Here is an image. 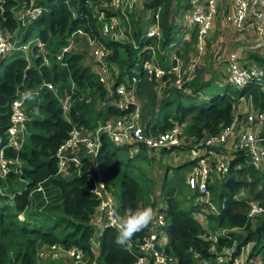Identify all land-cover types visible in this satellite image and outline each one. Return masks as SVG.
<instances>
[{"label":"trees","instance_id":"1","mask_svg":"<svg viewBox=\"0 0 264 264\" xmlns=\"http://www.w3.org/2000/svg\"><path fill=\"white\" fill-rule=\"evenodd\" d=\"M89 1L99 3L102 0L37 1L45 5L46 11L23 29L26 37L36 31L39 39L49 41L51 56L46 53L50 57L49 64H42L43 55L39 51H35L36 56H33L30 66L18 52L9 61H5L8 56L0 59V138L3 142L6 141L5 130L9 125L10 102L17 87L33 90L46 82L52 84L55 90L57 88L59 95L63 93L62 98L69 96V107L64 113L60 96L42 87L39 94L30 98L34 100L28 105L30 112L27 113L28 131L24 145L18 152L5 148L6 157L19 156L22 171L18 173L11 169L5 180L0 179L3 187L7 186L5 192H19L11 203L8 197L0 195V234H5L0 236V264H55L37 260L38 246L52 245L66 249L76 247L82 252L81 257L85 253L86 264H134L142 256L140 245L150 234L151 222L126 244L118 245L115 242L118 235L115 227L98 226L96 221L102 218L97 216L99 200L91 192L93 181L87 175L88 164L80 174L71 169L65 177L57 171L56 165L57 148L68 138L74 126L88 133L99 124L116 117H126L135 110L131 104L127 109L120 110L112 103L117 98L115 87L123 84L128 89L131 85L135 87L139 118L146 133L157 135L178 125L182 126L184 139L179 146L154 150L144 143H112L105 134H101L95 162L101 176L100 184L113 197L116 216L122 217L129 208L145 207L153 209V216H164L167 236L164 250L175 261L173 264H216L221 248L233 243H236L233 255L240 246L251 243L249 256H260L264 264V213L254 226L250 225L247 217L249 202L264 199V164L258 167L252 164L244 150L224 151V146L216 149L223 155H229L230 160L220 185L210 188V179L208 181L211 202H215L219 209L218 214L209 216L210 230L228 227L240 231L228 232L214 242L203 237V229L192 215L200 205H205L200 202L191 204L198 196L197 191L190 197L184 196V201L175 194L181 188L179 186H184L181 180L184 174L182 178L168 177L169 167H166L164 177L161 173L160 178L155 179L150 172L153 167H149L153 163L149 156L154 157L155 151L160 156L184 151L189 152V158L180 161L176 170L182 174L181 168L190 166L191 169L196 161L191 159L193 145L216 135L232 122L241 96L251 102L253 112L263 110L264 92L256 84H248L241 89L225 84L212 95H207L216 75L208 80L201 77L189 80L185 84L189 88L188 94L173 85L175 78L168 74L170 64L162 62L166 55L161 54L172 50L176 53L177 48L169 51L168 46L178 38L180 28L176 17L184 14L189 7L188 0H146L142 3L138 7L139 13L134 14V20L131 18L134 23L130 34L134 38L132 44L130 40L118 41L113 36L102 38L93 10L88 7ZM70 2L76 4L77 13L69 8ZM131 9H126L127 14ZM142 9H148L150 17L143 16ZM110 10L121 19L127 18L118 10ZM4 14L6 18L0 17V26L15 29L11 12L5 11ZM157 24L159 35L148 37L147 29ZM197 36L195 29L191 40L184 41L182 51H177L184 60L193 50ZM95 37L110 51L107 56L111 65L110 92L99 80L98 63L93 54L90 63L89 54L78 46L80 43L91 45ZM68 44L70 47L63 53L62 49ZM58 49L62 53L57 52ZM249 58L257 65H264V57L258 54H250ZM144 61L158 63L164 69V75L160 78L150 76L142 67ZM200 94L207 95V102L200 103ZM130 148H136V153L123 161L117 151H129ZM135 161L148 162V166H134ZM10 182H22L23 187L16 190ZM40 185L43 191L37 190ZM118 185L119 191L116 190ZM185 187L189 190L187 185ZM241 190L244 191L242 197L239 194ZM22 209L24 212L28 210L24 220L17 216V211ZM83 261L85 258L75 264H82Z\"/></svg>","mask_w":264,"mask_h":264},{"label":"built area","instance_id":"2","mask_svg":"<svg viewBox=\"0 0 264 264\" xmlns=\"http://www.w3.org/2000/svg\"><path fill=\"white\" fill-rule=\"evenodd\" d=\"M136 0H111L110 5L114 9H120L123 15L126 9H131ZM231 10L226 16V22L234 27L235 32L240 36L249 35L252 29H256V40L246 45L245 47L250 51L262 48L264 50V0H230ZM189 7L186 9V16L188 25L195 26L198 32L197 36V55H200L204 48V39L208 33L213 18L216 13V0H188ZM125 7V10L123 8ZM110 8V9H112ZM113 9V10H114ZM46 9L40 5H34L24 11L22 14L21 24L27 26L28 23L37 19ZM118 17V16H117ZM153 26V25H152ZM150 27L146 31L147 36H158V24ZM108 25H105L103 30L108 31ZM115 39V37L113 36ZM35 44L40 53H42V60L45 64L48 63L46 52L44 50L43 41L36 38ZM35 46V45H34ZM29 44L17 45L15 33L9 28L0 26V59L9 53L20 51L27 58ZM110 51L105 45L99 41H95L92 47V54L95 57L99 68V80L110 92L111 83L109 82V71L111 65L107 61V56ZM175 54V53H174ZM176 58V54L174 59ZM173 60V59H172ZM174 61V65L170 63L168 74L174 76V85L182 89L185 83L191 80L197 60L193 59L185 68H181V64ZM153 61H144L143 68L150 75L155 77H162L164 69ZM227 76L226 81L232 87L241 89L248 84H256L264 92V65H255L248 62H242L237 53H233L227 60ZM183 71V72H182ZM135 83V79L132 80ZM46 87L55 92V89L50 83H43L37 89H23L17 87L14 97L10 102L9 125L5 130L6 141L0 138V179H4L11 169L20 173L21 160L17 154L11 157L5 156V148L9 147L15 152H18L25 143V136L27 133V101L39 94L40 89ZM134 85L128 89L124 84L115 87L116 99L112 101L116 108L124 110L128 105H134L135 110L131 111L126 117H116L110 119L104 124H99L88 133L74 126L70 135L57 148L55 153L57 160V171L64 174H69L70 170H74L76 174L83 171L85 164H88L86 171L93 181L91 192L99 200L97 209L98 215L102 216L104 213L109 218V213L115 212L113 197L106 193L103 185L100 184V173L95 162V157L98 154L101 134H105L112 143L131 144L134 142L144 143L149 149L160 150L170 147L179 146L183 142L182 126L175 125L171 129L161 132L157 135L146 133L144 126L140 122L139 108L136 103L134 94ZM241 101L245 100L244 96L239 98ZM250 102V101H249ZM69 104L67 99L62 102L64 113L68 110ZM244 123L242 124V122ZM231 138L233 150H244L250 157L251 163L255 166H262L264 164V109L259 112L253 110L247 112L244 117L240 118L238 115L232 122L220 129V131L211 137L205 138L202 141L196 142L191 149V159H194V164L191 166L190 172L187 175L186 184L188 188L196 190L198 196L196 200L203 205H200L196 213L200 214L202 207H209L214 209L213 203L209 199L210 192L207 188L211 173L214 171L226 173L229 165L230 156L223 155L217 148L223 147ZM41 188L38 187L37 190ZM7 186L0 185V195L8 197L12 200L17 192H5ZM250 210L247 214L249 220H253L256 216L264 213V199L262 201H252L249 203ZM117 218L113 217V219ZM110 226V224H108ZM166 225L164 216L161 214L154 215L150 225V234L144 239L140 245L142 249V256H139L134 264H173V260L165 254L164 247L167 244V236L164 226ZM160 229V230H159ZM221 229V228H220ZM219 229V230H220ZM218 230V232H219ZM228 230V229H227ZM216 233V239L226 233ZM229 232V231H228ZM215 234V235H216ZM214 236V235H213ZM215 239V240H216ZM242 247L241 249H243ZM241 249L238 253L233 255L234 247L222 250L218 253L215 259L216 264H263L259 257H250L244 254ZM50 253L56 255H65L70 259H75L78 263L81 259V251L76 247L64 248L53 245L49 248ZM45 253L44 250L40 251ZM227 261V263H225ZM205 262V261H204Z\"/></svg>","mask_w":264,"mask_h":264},{"label":"rangeland","instance_id":"3","mask_svg":"<svg viewBox=\"0 0 264 264\" xmlns=\"http://www.w3.org/2000/svg\"><path fill=\"white\" fill-rule=\"evenodd\" d=\"M37 1H39V0H11V1H9V0L6 1L5 0V3H4V0H0V17L6 18L5 14H4L5 11L6 12L10 11L11 14H12V18H13V20L15 22V29H12L11 31H13L15 33V38L18 39L17 45H24L26 43L29 44L27 58L20 51H15V52H12V53H9L8 55H6L8 57L5 59V61L11 60L13 57H15L17 55L16 52H18V54L20 53V54H22L24 56L25 60L27 61V66H30L32 64L33 56L34 57L36 56V52L35 51H39L37 47H36V49L34 48L36 38H38V33L36 31H34L30 35H28V37H26L25 31L23 29L25 26H22L21 19H20L22 17V14L24 13V11L26 9H28V8L34 6V5H40ZM110 1L111 0H102L99 3H94V1H92V2L89 1L88 2V7H90L93 10V17H94V19L96 21V26H97V29L99 30V33H100L101 37L102 38H105V37L106 38H110L111 36H114L115 39L118 40V41H122V40L128 41V40H130L129 42L132 44L133 43L132 39H134L132 37V35H130V34H132V30H133L132 29V23H133L132 20H134V18H135L134 14H138L139 13L138 12V7L142 3H144L146 0H136L133 3L135 5L133 6V8L131 9V12L129 14H127V10H125V7H124L123 10H125V14L127 15L126 19H121V18L117 17L110 10V8H112V6L110 5ZM217 4H218L217 8H218V6H220L221 9H220V11H218L219 14L216 13V15H215L217 17V19L215 21V25H214V28H213L212 33H211L212 35H214V38H213V40L211 41V43L209 45L210 46V51L212 52V55L211 54L207 55V56H209V58H207V56L203 57V64H199L198 65V67L196 68V71L194 72V75L192 76V79L195 78V77H202L203 79L208 80L211 77H213L214 75H216V79L218 77H223L225 75V73H227L226 72V62H227L226 55L228 53H230L231 51H235L237 49L239 50V55L241 56L242 62H245L244 61L245 59H250L249 58V54H253L254 52H255L254 54H259V55H262L264 57V50L262 48H258L256 50L249 51V50H247L244 47L245 44L248 43L249 35H244V36L241 35L240 36L237 33V35L235 36L228 29V24L225 23L224 18L226 17V14H228L227 12H228L229 7H230L229 0H218ZM40 6L44 7L45 5L43 6V4H41ZM69 8L71 10H74L75 13H77L76 4L70 2ZM112 9H114V8H112ZM114 10H120V9H114ZM43 12H45V11H43ZM141 14L143 16H146V17H150V15H151L150 11H147V10H144V9H142ZM8 16H9V14H8ZM215 16H214V18H216ZM131 18H132V20H131ZM218 19H219V22L217 23ZM155 20H157V16H155ZM158 20H159V18H158ZM105 25H108V27H109L108 31H104L103 30ZM234 36H235V38L237 37L236 39H238V38L240 39L239 41L242 44V48L241 49H239V47H237L240 43L234 40ZM22 37L25 40H23ZM95 41H99L102 45H104L97 37H95V39L91 42V45L90 44L82 45V43H80L78 45V46H82L81 48L85 49V51L89 54L88 61L90 63H92V61H93L92 56H91V53H92L91 50H92L93 45L95 44ZM232 41L235 43L234 45H233ZM182 43L183 42L177 43V46L179 44L181 45ZM43 44H44V50L46 51V53H48L51 56V50H50L51 45H50L49 41H47V42L43 41ZM195 45L197 46V43H195ZM69 47H70V45L68 44L66 47H64L62 49L63 50L62 52L63 53L66 52ZM57 52L60 53L61 49H58ZM192 52H195V50L193 49ZM48 54H46V58H47V61H48V64H49L50 63V57H48ZM171 56H172L173 60L178 62V58L177 57L174 59V56H175L174 52L171 53ZM262 59H264V58H262ZM191 61H192V55L190 56V59L187 60V65ZM42 64H45V63L43 62ZM180 66H181V68L184 67L183 64H181ZM213 66L215 68L217 67L219 70H213ZM227 68H228V66H227ZM221 70H223L224 74H222ZM183 71H184V69H183ZM224 79H225V77H224ZM224 79H220V81L225 83ZM211 86H212L211 90H208L206 92L207 95H212L213 91L221 89V86H219L216 82H213L210 85V87ZM210 87L208 89H210ZM57 90L58 89L56 88V90H55V92H53V94H55V95L58 94L59 95V92ZM15 91H16V89H15ZM62 95H63V93H62ZM62 95H59L60 96L59 97L60 100H62V102H63L65 99H67V103L69 104V96L67 95V96H64L62 98L61 97ZM207 95H202V96L199 97V100H201L200 103L207 102L206 101L207 98H208ZM33 100L34 99H32V100L30 99L27 102V104H26L27 113L30 112V109H29L28 105L31 104V102ZM27 107H28V109H27ZM240 116L244 117L245 114H242ZM243 123H244V121L242 122V124ZM25 140H26V136H25ZM128 150L129 151H124V150H118L117 151L118 156L123 161H126L130 155H133L134 153H136V148H130ZM188 153L189 152H184V151H179L178 153L176 151H172L170 153L163 154V155L160 156L159 152L155 151V152H153V154L155 155L154 156L155 158L149 156L151 158L150 161H153V163L150 164L149 167H153V170L150 171L148 169V171H150L151 175L155 179H157V177L160 178V174L161 173H162V177H164V175L166 174L165 169H166V167H169L168 168L169 169V173L167 174V176L168 175H173V177H176V176L179 177V175H178L179 172H177L176 166H177V164L180 163V161L181 162H182V160L186 161V159L189 158ZM56 165H57V161H56ZM140 165H143V166H145V168H147L148 162L135 161L134 166H138L139 167ZM212 169H213V172L211 173V176H210L209 185H210V188H215L214 187L215 185H217V184L220 185V183L222 182V179L224 177V173L214 171L213 166H212ZM185 172L186 171H184V173H182V175L184 174V176H186ZM59 174H61V173H59ZM61 175L63 177H65L68 174L62 173ZM176 179H178V178H176ZM10 184H12V186L16 190H21L22 187H23V183L22 182H19V183L10 182ZM0 185L3 188L2 182L0 183ZM179 187H181V188H178V191L176 190V192L175 191L174 192H175V194H177L178 199L181 200V201H184L183 200L184 196L190 197L191 193H192V195L195 194V190H192L190 188L188 190L185 186H179ZM40 188H41V191H43L41 185H40ZM119 189H120V187L118 185L116 190L119 191ZM243 193H244L243 190H241L239 192L241 197H242ZM210 196H211V193L209 195V199H210ZM237 196H239V195H237ZM210 201H211V199H210ZM252 201L253 200H251L249 203H251ZM10 203H11V201H10ZM198 203L199 202L196 200V197L193 198L191 204L194 205V204H198ZM211 203H213L214 209H211L209 207H202L203 210L201 211L200 214H197L196 213L197 210H196L195 212H193L192 215L196 219V221L199 223L201 228L203 229V237L205 239L210 240L211 242H214L215 239H216V236H217L216 233L218 232V230L220 228H216L214 230H210L211 225L209 223V216L211 214H218L219 209H218L217 205L215 204V202L212 201ZM13 208L15 210V207H13ZM27 209L30 211L29 208H27ZM28 210L25 211V212L23 211V209L17 211L18 212L17 216L19 217V219L24 220L25 213L28 212ZM249 210H250V205H249ZM249 210H248V212H249ZM259 216L260 215L256 216L253 220H250V225L254 226L256 221H257V219L260 218ZM96 221L98 222V226H101L99 224L100 218H97ZM228 231L229 232H238L240 230L231 229V228H228V227H226V228L223 227V228H221L219 230L218 233H222V232L228 233ZM1 235H5V234H0V236ZM235 244L236 243H233L230 246H227V245L223 246L221 248V251L229 249L232 246L234 247ZM50 247L51 246H38V248H37V260L39 262L45 263V262L51 261V262H53L55 264H75L76 263L75 259H70L71 258L70 255L68 257H66L63 254L55 256L54 253H50V251H49ZM235 247H236V245H235ZM242 247H244V248L241 249ZM251 247H252V244L249 243L246 246L245 245L244 246H240L239 249H241V251L244 254H246V253L248 254V251H250ZM42 250L45 251L44 254L40 252ZM238 251H236V254L238 253ZM257 257L260 258V256H257ZM83 258H85V262L83 261L84 263H82V264H86L87 260H86L85 253L82 254L81 259H83Z\"/></svg>","mask_w":264,"mask_h":264},{"label":"crops","instance_id":"4","mask_svg":"<svg viewBox=\"0 0 264 264\" xmlns=\"http://www.w3.org/2000/svg\"><path fill=\"white\" fill-rule=\"evenodd\" d=\"M217 2H218V0H216V13H218L219 14V12L218 11H220V6H218V8H217ZM229 2H230V0H229ZM187 9V8H186ZM186 9L184 10V14H179L177 17H176V24H177V26H178V28H180L179 29V32H178V38L176 39V40H173V41H171L170 42V44H169V46H168V48H169V51L172 49V48H177L176 49V53H175V51L174 50H172L171 52H168V53H166V54H161V56H165L164 58H163V63L164 62H167V64H170V63H172V65H174L175 63H174V61L172 60V56H171V53L172 52H174L175 54H176V57L178 58V63H180V64H183L184 65V67H182V69H184L185 68V66L187 65V60L188 59H190V56L192 55V60L193 59H196L197 60V64L195 65V71H196V68L198 67V65L199 64H203V57L204 56H207V55H209V54H211L212 55V52L210 51V43H211V41L213 40V38H214V35H212L211 33H212V30H213V28H214V25H215V21H216V19H217V17L216 18H214L213 19V21H212V25H211V27H210V29H209V31H208V33L206 34V36H205V39H204V48H203V51L201 52V54L200 55H197V47H196V45H194L193 46V49L195 50V52H192V51H189L188 52V55H187V58H186V60H184L183 59V57L182 56H180L178 53H177V51H179V53L182 51V44L180 45H178V46H174V45H176L177 43H179V42H184V41H190L191 40V38H192V32H193V30H195L196 28H195V26H191V25H188V22H187V16H186ZM144 10H146V9H144ZM230 10H231V2H230V7H229V10H228V12L227 13H229L230 12ZM147 11H149L148 9H147ZM151 13V12H150ZM216 13H215V15H216ZM148 15V14H147ZM226 16H227V14H226ZM226 18V17H225ZM224 18V20H225V23L226 24H228L227 22H226V19ZM182 21V22H181ZM219 22V19L217 20V23ZM228 29L231 31V33H233V35H237V33L235 32V29H234V27H232V25L231 24H228ZM235 36H234V40L235 41H237V42H239L240 43V39L238 38V39H236L235 38ZM256 36H257V31H256V29H252L251 31H250V33H249V39H248V43L247 44H245V46L246 45H248V44H250V43H252V41H254V40H256ZM181 38H182V40H181ZM17 42H18V39H17ZM233 42V41H232ZM197 43V42H196ZM235 43L233 42V45H234ZM181 46V47H180ZM244 46V47H245ZM36 44H35V46H34V48L36 49ZM237 47H239V49H241L242 48V44L240 43ZM246 48V47H245ZM247 49V48H246ZM247 50H249V49H247ZM250 51V50H249ZM233 53H237V55H238V57H239V59L240 60H242L241 59V56L239 55V50L237 49V50H235V51H231L230 53H228L227 55H226V60H228V57L231 55V54H233ZM255 53V52H254ZM250 55V54H249ZM259 55V54H258ZM260 56H262V55H260ZM263 57V56H262ZM207 58H209V56H207ZM250 60V61H249ZM245 62H248V63H252V64H255V63H253V61L251 60V59H245L244 60ZM255 65H257V64H255ZM227 62H226V72H227ZM213 70H219L217 67L215 68L214 66H213ZM222 71V74H224V72H223V70H221ZM194 75V74H193ZM215 76V75H214ZM226 76H227V73H225V75L223 76V77H218L216 80H215V82L219 85V86H223V85H225V84H228L227 83V81H226ZM224 77H225V79H224ZM202 78V77H201ZM203 79V78H202ZM220 79H224L225 80V83H223V82H221L220 81ZM191 80H192V78H191ZM203 80H206V79H203ZM160 84L162 85L163 84V81L161 80V82H160ZM186 84V83H185ZM173 85H174V83H173ZM175 86V85H174ZM184 88H182V89H180L182 92H184V93H186V94H188L189 93V88H186L187 86H183ZM179 89V88H178ZM202 95H204V94H200L199 95V97L200 96H202ZM253 108H252V105H251V103L249 102V100L248 101H241V100H238V102H237V104H236V110H237V115H242V114H246L247 112H249V111H251ZM231 140H233V138H231L225 145H224V149H225V151H230L231 150V147H232V141ZM182 169V171L184 172V171H186L185 173H186V176H182V174H180L179 173V176L182 178L181 180H182V183L184 184V186L185 185H187L186 184V179H187V175H188V173L190 172V166H186V167H184V168H181ZM181 171V172H182ZM169 177H173V175H168ZM178 182V181H177ZM101 221H102V219H100V222H99V224H101Z\"/></svg>","mask_w":264,"mask_h":264},{"label":"clouds","instance_id":"5","mask_svg":"<svg viewBox=\"0 0 264 264\" xmlns=\"http://www.w3.org/2000/svg\"><path fill=\"white\" fill-rule=\"evenodd\" d=\"M115 215L114 212L109 213V224L115 227L118 233L115 242L118 245H124L136 233L142 231L150 224L153 218V209L151 207L138 208L136 210L129 208L122 217L113 219Z\"/></svg>","mask_w":264,"mask_h":264},{"label":"water","instance_id":"6","mask_svg":"<svg viewBox=\"0 0 264 264\" xmlns=\"http://www.w3.org/2000/svg\"><path fill=\"white\" fill-rule=\"evenodd\" d=\"M109 224V218H108V216H107V214L106 213H104V215H103V218H102V221H101V226H103V225H108Z\"/></svg>","mask_w":264,"mask_h":264}]
</instances>
